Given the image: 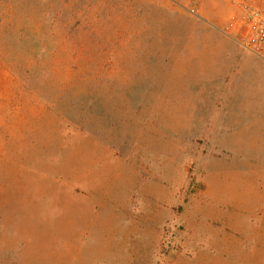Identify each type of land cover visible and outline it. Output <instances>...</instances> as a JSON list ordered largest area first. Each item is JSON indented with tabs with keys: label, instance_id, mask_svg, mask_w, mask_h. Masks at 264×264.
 <instances>
[{
	"label": "rangeland",
	"instance_id": "374dc122",
	"mask_svg": "<svg viewBox=\"0 0 264 264\" xmlns=\"http://www.w3.org/2000/svg\"><path fill=\"white\" fill-rule=\"evenodd\" d=\"M227 5L0 0V264H264V61Z\"/></svg>",
	"mask_w": 264,
	"mask_h": 264
},
{
	"label": "built area",
	"instance_id": "2783aa9c",
	"mask_svg": "<svg viewBox=\"0 0 264 264\" xmlns=\"http://www.w3.org/2000/svg\"><path fill=\"white\" fill-rule=\"evenodd\" d=\"M224 34L238 47L264 61V0H232ZM195 14V8L189 9Z\"/></svg>",
	"mask_w": 264,
	"mask_h": 264
},
{
	"label": "crops",
	"instance_id": "0c3cea01",
	"mask_svg": "<svg viewBox=\"0 0 264 264\" xmlns=\"http://www.w3.org/2000/svg\"><path fill=\"white\" fill-rule=\"evenodd\" d=\"M174 1L182 5L194 3L198 12L204 15L207 20L216 24L217 22L215 21L213 16L216 12L217 7L225 4L226 7L228 8L227 2L229 0H174ZM229 11H231V9ZM6 79H7V75L5 74L3 67L0 64V86L3 85Z\"/></svg>",
	"mask_w": 264,
	"mask_h": 264
}]
</instances>
